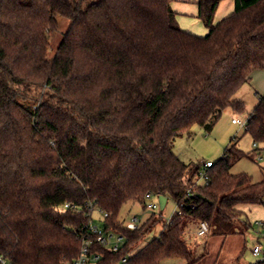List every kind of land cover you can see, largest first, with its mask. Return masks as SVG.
Returning <instances> with one entry per match:
<instances>
[{"label":"trees","instance_id":"obj_1","mask_svg":"<svg viewBox=\"0 0 264 264\" xmlns=\"http://www.w3.org/2000/svg\"><path fill=\"white\" fill-rule=\"evenodd\" d=\"M175 0H0V257L7 264H65L79 256L93 212L122 234L114 253L92 242L96 264H160L193 259L184 236L207 222L217 236L236 232L241 205H264V180L232 174L245 156L231 143L196 184L201 166L174 152L194 126L214 129L223 111H245L235 98L264 69V0H192L205 36L183 30ZM59 17L71 21L53 58ZM246 133L264 144V96ZM259 150V149H257ZM177 205L136 230L120 219L146 195ZM69 204V208H64ZM164 211V210H163ZM161 211V213L163 212ZM128 256L127 262L123 259Z\"/></svg>","mask_w":264,"mask_h":264},{"label":"rangeland","instance_id":"obj_2","mask_svg":"<svg viewBox=\"0 0 264 264\" xmlns=\"http://www.w3.org/2000/svg\"><path fill=\"white\" fill-rule=\"evenodd\" d=\"M225 1L229 0H223L220 3L214 23L222 20L223 17L218 19V10ZM59 22L60 29L51 36L48 58L55 56L62 37L71 24L70 20L63 17H59ZM202 26L207 29L203 23ZM207 32L208 30L205 35ZM237 95L242 97L241 101L245 105L244 112L238 113L232 107H227L213 130L206 131L199 125L194 126L191 136L185 134L176 139L173 152L185 163L199 165L207 161L216 163L222 158L226 148L231 143H236L239 149L245 154H249V157L245 156L238 161L231 169V173H244L249 175L254 182H261L264 180V144L255 146L252 137L246 133L245 126L233 122L234 119L248 120L256 106V95L248 84H244ZM145 203L146 207L138 202H128L120 211V219L125 225L131 223L134 217H138L144 222L154 215L156 219L160 220L155 228L146 235L144 242L131 251L128 256L133 255L138 248L158 236L162 230V222L169 221L177 210V205L172 201L167 202L162 213L159 208H149V204L159 205V198L156 196L146 200ZM240 207L245 211V215L238 223L234 234L217 236L210 232L206 236L200 237L196 232L197 225L190 224L184 238L193 253V259L186 261L180 258H166L160 264H254L259 260L252 252L254 245L260 243L264 251V226L261 227L257 224V222H264V205H241ZM101 218V214L95 210L93 212L94 224L100 225Z\"/></svg>","mask_w":264,"mask_h":264},{"label":"built area","instance_id":"obj_3","mask_svg":"<svg viewBox=\"0 0 264 264\" xmlns=\"http://www.w3.org/2000/svg\"><path fill=\"white\" fill-rule=\"evenodd\" d=\"M233 122L236 124H240L241 126H245V128L247 127L248 123V121H241L239 119H234ZM200 166L201 170L198 174L196 184L206 185L210 180L208 170L213 166V162H203ZM153 197L155 196L148 193L146 195V200L152 199ZM148 207L151 209H160V205L158 204H149ZM64 208H69V204H66ZM98 212L101 214L102 217L100 220L101 224L99 225L92 223L89 226L83 228L85 229L86 233L83 237V244L79 256L74 260L65 262V264H96L101 259V257L97 253H92L91 245L93 241L114 253H118L123 248L125 244L124 236L115 231L104 229V227L102 226V222L105 220L108 214L104 213L102 210H98ZM171 219L168 222H170ZM142 223L143 222L138 217H134L133 221L131 223L126 224L125 226L130 230H136L141 226ZM257 224L261 227L264 226V222H257ZM196 232L197 235L200 237L206 236L211 232V228L207 222H201L197 226ZM252 252L254 256L259 258V260L256 261L254 264H264V251L260 243L254 245ZM127 259L128 256L123 259V263H126ZM0 264H7V259L5 257H0Z\"/></svg>","mask_w":264,"mask_h":264},{"label":"crops","instance_id":"obj_4","mask_svg":"<svg viewBox=\"0 0 264 264\" xmlns=\"http://www.w3.org/2000/svg\"><path fill=\"white\" fill-rule=\"evenodd\" d=\"M173 10L177 15V21L179 26L183 30L199 36H205V32L208 29H205L202 26L201 20H199L198 18L199 9L196 2L192 0H175L173 3ZM234 11L235 1H225L221 4L218 10V19H221L222 17L225 18L233 14ZM247 84L248 86H250V88L254 91L256 95L257 102L255 105L257 106L260 96H264V69L253 71L251 74L250 81ZM239 96L236 94L235 98L237 100H241L242 97ZM242 207H239V209L245 213Z\"/></svg>","mask_w":264,"mask_h":264},{"label":"water","instance_id":"obj_5","mask_svg":"<svg viewBox=\"0 0 264 264\" xmlns=\"http://www.w3.org/2000/svg\"><path fill=\"white\" fill-rule=\"evenodd\" d=\"M168 202V199L164 196L159 197V205H160V210L163 211L166 207V204Z\"/></svg>","mask_w":264,"mask_h":264}]
</instances>
